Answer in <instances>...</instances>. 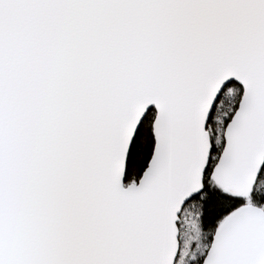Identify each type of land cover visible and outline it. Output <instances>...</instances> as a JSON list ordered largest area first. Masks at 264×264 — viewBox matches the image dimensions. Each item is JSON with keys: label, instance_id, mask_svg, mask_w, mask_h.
Returning a JSON list of instances; mask_svg holds the SVG:
<instances>
[{"label": "snow or ice", "instance_id": "obj_1", "mask_svg": "<svg viewBox=\"0 0 264 264\" xmlns=\"http://www.w3.org/2000/svg\"><path fill=\"white\" fill-rule=\"evenodd\" d=\"M0 264H264V0H0Z\"/></svg>", "mask_w": 264, "mask_h": 264}]
</instances>
